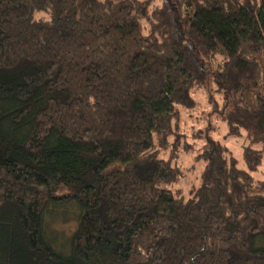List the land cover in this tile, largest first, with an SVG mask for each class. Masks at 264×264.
Here are the masks:
<instances>
[{
  "label": "trees",
  "instance_id": "obj_1",
  "mask_svg": "<svg viewBox=\"0 0 264 264\" xmlns=\"http://www.w3.org/2000/svg\"><path fill=\"white\" fill-rule=\"evenodd\" d=\"M263 163L264 0H0V264H264Z\"/></svg>",
  "mask_w": 264,
  "mask_h": 264
},
{
  "label": "rangeland",
  "instance_id": "obj_2",
  "mask_svg": "<svg viewBox=\"0 0 264 264\" xmlns=\"http://www.w3.org/2000/svg\"><path fill=\"white\" fill-rule=\"evenodd\" d=\"M205 92L200 91L199 100L201 101V107L195 109L184 110L183 130L190 134L189 125L195 119H200L202 114V107L205 103ZM204 115V114H203ZM213 128L215 135L221 141H223L228 148L233 152L238 160L239 166L245 168V162L243 160V147L244 140L241 138H224L226 127L224 122L212 117ZM201 121V120H200ZM189 138V136H188ZM197 147V146H196ZM198 150L184 151L179 149H173L179 165L181 166L184 176L178 182L177 187H182L185 196H190V189L192 186H199L202 180V171L204 163L195 159ZM169 155V152L165 153V156ZM257 179L264 178V163L260 167L258 172L253 173ZM79 210L73 204H67L60 207H51L45 218V230L47 235L51 238L57 249L68 253L70 250L71 238L75 233L78 225Z\"/></svg>",
  "mask_w": 264,
  "mask_h": 264
}]
</instances>
